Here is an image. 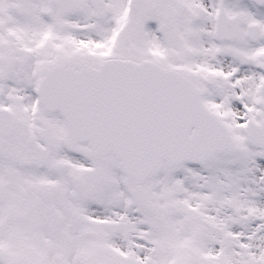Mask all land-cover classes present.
<instances>
[{
    "label": "snow or ice",
    "instance_id": "1",
    "mask_svg": "<svg viewBox=\"0 0 264 264\" xmlns=\"http://www.w3.org/2000/svg\"><path fill=\"white\" fill-rule=\"evenodd\" d=\"M0 264H264V0H0Z\"/></svg>",
    "mask_w": 264,
    "mask_h": 264
}]
</instances>
